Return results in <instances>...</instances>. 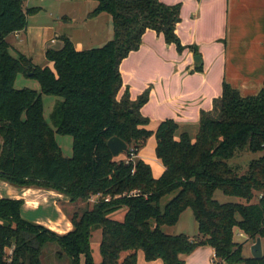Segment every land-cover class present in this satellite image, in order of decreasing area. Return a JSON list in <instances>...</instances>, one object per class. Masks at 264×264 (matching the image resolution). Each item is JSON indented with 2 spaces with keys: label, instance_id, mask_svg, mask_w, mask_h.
Returning a JSON list of instances; mask_svg holds the SVG:
<instances>
[{
  "label": "trees",
  "instance_id": "16d2710c",
  "mask_svg": "<svg viewBox=\"0 0 264 264\" xmlns=\"http://www.w3.org/2000/svg\"><path fill=\"white\" fill-rule=\"evenodd\" d=\"M27 1L0 0V180L54 191L75 209L67 213L71 230L58 234L23 219L22 200L0 198V264H42V248L49 242L56 244L58 259L79 264L82 255L84 264H96L90 248L95 230L100 231L98 264H137L139 251L147 262L184 264L180 256L201 246L213 249V264H264V255L259 260L243 257V243L234 240L239 230L247 241H264V154L250 161L244 174L239 165L228 164L246 152L264 153V82L252 95L223 83L213 109L200 113L194 137L177 135L179 126L172 119L151 131L140 113L148 91L134 101L127 91L118 98L119 65L139 48L146 30L161 34L178 52L191 49L175 33L180 5L93 0L96 7L88 18L109 15L112 38L101 47L78 51L61 37V48L44 53L48 66H39L6 41L39 11L27 8ZM18 75L36 80L39 92L14 88ZM42 95L58 98L49 115L53 128L43 116ZM55 134L71 138L70 157L62 155ZM150 136L163 167L156 179L138 158ZM112 137L126 143L124 158L112 156L107 147ZM216 191L245 204L219 203ZM165 197L170 198L163 204ZM187 209L197 234H165L162 227L175 226ZM123 210L121 220L111 217Z\"/></svg>",
  "mask_w": 264,
  "mask_h": 264
},
{
  "label": "crops",
  "instance_id": "0c3cea01",
  "mask_svg": "<svg viewBox=\"0 0 264 264\" xmlns=\"http://www.w3.org/2000/svg\"><path fill=\"white\" fill-rule=\"evenodd\" d=\"M80 1L83 2L82 13L68 14L70 17L64 14L60 19L56 18L54 35L48 39L51 45L60 42L59 48H61V37H66L76 50L81 51L101 47L112 38L111 17L102 13L88 18V14L96 7V2ZM159 1L167 5H180V21L175 27V33L181 45L191 49L185 48L178 52L173 44L167 45L164 42L161 34L146 30L139 48L130 52L119 65L122 86L118 98L127 91L130 100L134 101L144 91H148V101L140 109L141 115L149 120L147 128L153 131L161 121L172 119L179 126L177 135L186 132L194 137L197 132L194 136L191 134L195 133L196 129L198 131L200 113L213 109L214 100L221 96L223 83L233 86L242 95L255 94L262 87L264 0ZM27 32L25 28L9 36L16 39L22 34L26 35ZM10 47L12 51L21 53L13 46ZM38 47L43 54L39 59L42 63L47 47L43 48L42 40ZM195 56L200 57V65L194 63ZM198 67L201 68L197 69ZM153 147L155 148V142L152 143ZM142 152L144 150L139 152L138 158L148 164L153 177L158 178L163 172V167L159 163L161 167L154 164V168L150 164L153 161L151 152H144L145 156ZM47 197L53 199L52 215L40 213L39 200L44 198L46 202ZM0 198L22 200L23 218L28 214L25 217L29 221L58 234L67 233L72 228L69 217L62 212L65 209L64 204L67 205L69 200L66 198L65 203L62 204L61 200L64 198L54 191L35 187L19 188L0 181ZM186 212L185 210L180 215L175 224V226L181 224L182 228L179 230L181 232H172L168 235L178 233L192 237L197 234L196 222L195 234L190 235L186 232L188 224L181 221ZM240 235L243 236L245 245L250 247L253 242L247 241V237L242 232L239 233ZM261 245L264 255V241H261ZM242 255L251 257L249 251L245 254L244 245ZM213 257V249L208 246L198 247L191 254L180 256L184 264H213ZM137 264L163 263L161 260L147 262L143 253L139 251Z\"/></svg>",
  "mask_w": 264,
  "mask_h": 264
},
{
  "label": "rangeland",
  "instance_id": "374dc122",
  "mask_svg": "<svg viewBox=\"0 0 264 264\" xmlns=\"http://www.w3.org/2000/svg\"><path fill=\"white\" fill-rule=\"evenodd\" d=\"M91 1H93V0H91ZM82 4H83V2L80 0H28L26 2L27 8H35V7L38 8L39 7L40 10L37 11L35 14L27 17V25H26V29L28 31L27 34L26 35L22 34L21 36H19L16 39H14L13 36H8L6 38L7 43L9 45L13 46L14 48H16L17 50H19L21 52V54L30 58L33 61V63H35L39 66H48V63L45 60V57H43L42 63H41V61H39V59L41 58V55H43V54L41 53V51H39L38 44L42 40L43 48L47 47L46 50H48V48L58 49L60 47V45H59L60 42H58L54 45H51L48 42V39L54 35L53 28H54L56 18L58 17L60 19V17H62L64 14H66L68 17H70V15H68V14L75 15L77 12L82 13L83 12ZM50 14H52L53 16H50ZM14 88H16V89L29 88V89H33V90H36L39 92V85H38L37 81L32 79V78L25 77L22 75H18L16 77L15 82H14ZM57 99L58 98L54 97V96L42 95L43 116L50 126H51V123L49 121V115H50L52 108H53ZM197 128H198V126H197ZM153 131H154V129H153ZM194 132L195 133L191 134L192 136H194L196 134L197 129ZM55 139H56L57 144L61 148L62 155L64 157H70L72 154V151H71L72 150V144H71L72 140H71V138L69 136H63V135L55 134ZM154 140H155L154 137L150 136L146 140V142L143 145V147L141 148V150H144V152H148V153L151 152V155L153 157V161H151L150 164H152L153 167L155 165H157L158 167H161L158 160H156V158L154 156V154H155L153 152L154 147L152 148V143L155 142ZM144 152H142V153L145 156L146 153H144ZM263 154L264 153H248V152H246V153L241 154L239 157L233 158L232 160L229 161L228 164L230 166L239 165L242 168V170H244V171H241V174H244L246 172V168H247L249 162L259 158ZM114 158L116 160H118L120 158H124V156H123V154H119L118 156H115ZM61 196L64 198V200H61V202L63 204V203H65L67 197L64 195H61ZM213 197L219 203L232 202V203L245 204L244 200L237 198V197L226 196L220 191H216L214 193ZM169 198L170 197L163 198L162 203L164 204L166 201H168ZM52 200L53 199L51 197H47L46 202H45L44 198L39 200V204L41 203L40 213L42 215H47V213H49L51 215L53 214V205L51 203ZM94 200H95V198H94ZM59 204H61V203H59ZM77 206L82 207L83 204L78 203ZM64 208L65 209L62 212L64 213V215H67V213L71 214V212L75 209V206L68 203L67 205L64 204ZM186 211L187 212H186V214H184L181 221H182V223L188 224V229L186 232H188V234L192 235V234H195V232H196L195 224H194L195 219H194L193 214H192L190 209H187ZM29 212H30V210H29ZM123 212H124V210L118 211L115 214L111 215V217L113 219H116V220H121L122 216H123ZM26 215H28V214H25V216ZM25 216H24L25 220L29 221V219ZM21 217H22V215H21ZM187 217H188V219H187ZM191 224H192V226H191ZM45 228H47V227H45ZM181 228H182L181 224H177V226H171V227L165 226V227H163L162 231L165 234H171L172 232H174V233L175 232H181V231H179V230H181ZM47 229H49V228H47ZM49 230H51V229H49ZM51 231H53V230H51ZM239 233H240L239 230H235V234H234L235 242L243 243L245 254H247L248 251L250 253V247H247V245H245V240L243 239V236H241V235L239 236ZM99 242H100V231L95 230L92 234V237H91L90 248H91L92 259H93L94 263H96V264H98L101 260L100 253H99ZM56 251H57L56 244H54L52 242L46 243L42 248V262H43V264H70L69 259L66 257H62V258L58 259L56 257ZM79 264H84V257L82 255L79 258Z\"/></svg>",
  "mask_w": 264,
  "mask_h": 264
},
{
  "label": "water",
  "instance_id": "95a60500",
  "mask_svg": "<svg viewBox=\"0 0 264 264\" xmlns=\"http://www.w3.org/2000/svg\"><path fill=\"white\" fill-rule=\"evenodd\" d=\"M194 63L196 65L201 64L199 56L194 57ZM107 147L110 150L112 156H117L119 154H122L127 149L126 143L117 137L110 138L107 141ZM250 255H251V258H253L255 260H259L263 257L261 239L259 237H257L255 239V241L252 243V245H250Z\"/></svg>",
  "mask_w": 264,
  "mask_h": 264
},
{
  "label": "built area",
  "instance_id": "2783aa9c",
  "mask_svg": "<svg viewBox=\"0 0 264 264\" xmlns=\"http://www.w3.org/2000/svg\"><path fill=\"white\" fill-rule=\"evenodd\" d=\"M53 42V41H52ZM134 158V156L133 155H131V157L129 158V160H131V159H133ZM136 192H131V194L133 195V194H135ZM94 200V198L92 197L91 198V201H93ZM106 201L108 200V198H106L105 199ZM11 254V249H9L8 250V255H10ZM214 258V257H213ZM213 262V261H212Z\"/></svg>",
  "mask_w": 264,
  "mask_h": 264
}]
</instances>
